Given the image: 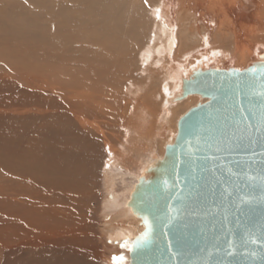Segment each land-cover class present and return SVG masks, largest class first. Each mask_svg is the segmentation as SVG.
Masks as SVG:
<instances>
[{
  "label": "bare ground",
  "instance_id": "obj_1",
  "mask_svg": "<svg viewBox=\"0 0 264 264\" xmlns=\"http://www.w3.org/2000/svg\"><path fill=\"white\" fill-rule=\"evenodd\" d=\"M159 1L154 8V10L158 8V11L151 13L160 27L158 24L155 25L156 27L151 33L152 41L150 43L153 47L146 51L150 61L148 62L144 56H141V67L138 70L141 76L132 81L136 87L135 90L133 89L134 93L142 96L138 106L132 109L133 112L130 115L136 120L133 126H130V129L134 130L132 132L135 133L132 134L135 136V141H131L134 155L131 157V154L129 156L125 153V158L122 157L121 160L112 159L107 164L101 182V200L98 210L99 234L96 233V244L99 245L100 252L91 234L93 230H91L88 231L91 234L88 237L86 234H72L69 235L68 239L61 241L60 246H47L39 252L17 251L11 257V264H69L68 262L80 264L81 255L84 259L81 261L82 264H113L114 257L126 256L129 258L128 252L121 247V244L125 240L132 241L133 237L143 229V227H139L142 226L139 219L131 214L130 208L127 206L130 193L143 170L150 163L162 158L165 145L172 143L175 138L177 121L191 108L189 103H193V100L190 99L197 97L196 95H189L182 100L175 99L181 93L182 80L187 79L188 74L197 67L215 68V65L220 63L226 69L237 68L242 70L250 63L263 60L258 55L264 53V35L262 33L256 35L255 29L249 25L252 20H264V0ZM63 2L64 0H60L58 5L61 6ZM198 2H207L208 9L214 13L208 22L203 19L204 15L198 16L193 10L192 6H196ZM111 16L116 15L113 12ZM131 17L134 18L132 13ZM77 20L75 17L67 18L68 24L66 25L64 22L66 27L63 30L75 26V32L83 26L85 29L90 27L86 24L88 22L86 19L82 18V23H78ZM121 20L122 16L109 20V26L106 17H93L91 20L95 25L97 24V31L93 33L92 39L94 43L90 49L84 47L73 49V65L77 69L76 74L70 79L77 90L71 92L69 86L63 81L54 88L47 83V80L45 82L48 87L50 86L53 96L64 98L66 94L67 96L70 94L71 97L75 98L78 106L72 117L76 118L73 120L77 121L84 130H78L67 118H57L58 126L55 127L54 122L52 128H49L37 143L33 142L34 145L23 143L26 147L24 151L21 149L23 144L19 138L20 134H23L22 132L19 131L10 140L8 139L10 141L9 146H11V164L7 166L8 169L10 167V172L15 180L14 186L11 187L13 199L11 226L15 242L23 234L19 233V230L29 222L37 220L36 215L39 217L42 231H47L48 226L56 222V224L60 223L63 226L70 225L74 221H78L77 213H88L91 203L97 198L94 187L100 159L97 152L99 148H97L93 135L87 132L91 129L89 130L88 127L84 126L83 120L89 117L92 118L93 122H98L104 118V114L99 110L102 104L96 100L99 98L96 94L107 90V94L110 95L111 89L109 88L113 87L114 81L112 74H120L122 65H124V71L125 68L130 67L129 61L136 45H132V40H130L126 45L127 48L125 47L129 54L125 51L128 55L122 57L121 52L123 50H120L119 43L125 41V34L131 33L128 36L131 39L134 34L136 37L139 33L137 28L131 29L129 20H125L124 25L121 26L118 23ZM213 29L216 36L211 34ZM257 29L263 31L264 26ZM107 33H109L108 40H101L100 38H103ZM29 37H31L30 42H33L36 37L41 41L43 50L49 56V65L54 63L57 58L54 55L58 54L52 49L53 44L59 51L71 48V43L65 40L67 38L56 33L55 29L50 26L44 28L38 36L34 34L28 35ZM262 38L263 41L259 42ZM95 40H100V42H95ZM87 41L86 36L80 37V42L85 43ZM213 41H218V44L227 42L230 44L231 50L222 47L215 48ZM103 42L114 45L112 47L104 46L110 57L102 55L101 50L96 45ZM150 43L146 48L150 46ZM30 47L31 45L26 47L27 51ZM143 52L144 49L140 51V54ZM33 54L32 51L31 55ZM150 54H152L151 57ZM34 63L36 61H29V70ZM145 69L150 70L147 73L148 78L144 76ZM162 70H166L168 73L169 78L164 77L166 80L163 79ZM42 71H46V69H42ZM124 73L127 74L126 71ZM131 73L124 75L125 78H133ZM55 77L60 78V76ZM117 81L114 82L117 83ZM160 81L162 82L160 85L161 92H157L156 84ZM129 83L127 82V84ZM158 90H160L159 87ZM88 91H92L91 94ZM161 93L164 94V98H162ZM69 100L71 101L70 98ZM161 101L162 105L166 104L167 110L164 111L161 120L163 126L159 127L158 131V128L153 129L155 127L153 124L159 121L157 119L161 113L159 112L157 115L156 105L160 107ZM170 101L173 102L170 103ZM206 101L203 99L201 103ZM180 105L182 107H180L181 113L178 111ZM135 123L138 124L135 125ZM94 135L96 134L94 133ZM0 139L3 140V138ZM5 141L7 140L3 141L4 145H6ZM19 183L23 185L22 189L18 186ZM78 238H82L81 243ZM82 245L86 248L80 247ZM102 253L111 254L109 258H106ZM101 256L103 261L100 260L97 263V259Z\"/></svg>",
  "mask_w": 264,
  "mask_h": 264
},
{
  "label": "water",
  "instance_id": "obj_2",
  "mask_svg": "<svg viewBox=\"0 0 264 264\" xmlns=\"http://www.w3.org/2000/svg\"><path fill=\"white\" fill-rule=\"evenodd\" d=\"M245 69H202L182 100L206 99L177 121L162 158L138 177L127 206L152 225L132 264H264V53ZM182 249L176 257L168 245ZM232 249L234 254H228Z\"/></svg>",
  "mask_w": 264,
  "mask_h": 264
},
{
  "label": "rangeland",
  "instance_id": "obj_3",
  "mask_svg": "<svg viewBox=\"0 0 264 264\" xmlns=\"http://www.w3.org/2000/svg\"><path fill=\"white\" fill-rule=\"evenodd\" d=\"M56 1L57 0H0V138H3V140L0 139V264H11V257L17 251L29 250L32 252H39L47 246H60V242L68 239L69 235L72 234H86V237L92 234L96 244V233L99 234L100 222L98 218V210L101 200L100 190L102 188L101 182L104 171L107 169V164L110 163L112 159L117 158L121 160L122 157L125 158V153L129 154V156L131 154V157L134 155L132 150V142L135 141V136H132V134L135 133L132 132L134 130L130 129V126H133V123L136 122V120L130 115H132V109H135V107L138 106L142 96L136 95L134 93L136 87L132 81L134 78L138 79L140 78L139 76H141L138 71L141 67V56H144L145 60H148L146 51L152 49L153 47V45L150 43L152 41L151 33L154 31V28L156 27L155 25L158 23L151 13L158 11V8L155 10L154 8L160 1L64 0L61 6L58 5L60 0L57 1L58 3ZM207 4V2H198L196 6H192L193 10L198 16L201 14L204 15L203 19L206 20L205 22H208V20H210L211 16L214 14L208 9ZM113 12L116 16H111V13ZM131 13L134 15V18L131 17ZM118 16H122L121 22L117 21L121 26L124 25L125 20H129L131 29L137 28V32L139 34H137L136 37L134 34L133 38L131 39L128 37L129 34L131 35V33L125 34V41L119 43L121 46L120 50H123L121 52L122 57H125L129 54L128 49H126V45L130 42V40H132V45H136V48L132 52L133 54H131V60L129 61L130 67L127 69L125 68L127 74L124 73V65H122V71H120L121 75L116 74V76L115 73L112 74L114 78L113 80H118L120 82L117 81L116 83L113 81V87L109 88L111 89L109 93L110 95L107 94V90H103L96 94V96L99 97L96 98V100L98 103L102 104L99 110L104 114V118L98 120V122H93L92 118L90 119L89 117V120L86 118L83 120L84 126L88 127L87 129L89 130L91 129L92 133L88 130L87 132L93 135L97 144V148H99L97 149V152L100 156V159L97 166L96 184L94 187V191L97 193V198L91 203L88 213H77L76 217L78 221L76 220L70 225L63 226L60 223L56 224V222L55 224L48 226L47 231H42L40 222L38 220L39 217L36 215L37 220L29 222L19 230V233L23 234L21 235L20 239L15 242L11 226L13 212L11 187L12 185L14 186L15 180L12 176V173L10 172V167L8 169L7 166L8 164H11V146H9V140L20 131L23 133L22 135L20 134L19 137L22 141L21 143L34 145L33 142L37 143L43 134H45L49 128H52L54 122L55 127L58 126L57 118H67L78 128V130H84L81 128V125L77 123V121L75 122V120H73L76 118L72 117L74 111H77L78 106L75 102V98L71 97L70 94L68 96L66 94L64 98H58L56 95L53 96L51 94L52 91L50 86L52 85L54 88L58 86L57 84H60L63 81L69 86L71 92L77 90V87L72 85V80L70 79L76 74L77 69V67L73 65V49H80V47L90 49L91 45L94 43L92 39L93 33H96L97 31V24L95 25L94 22L91 21L93 17H106L107 25L109 26V20H112ZM72 17L78 19V23H82V18L86 19L88 21L86 24H88L90 27L85 29L83 26L82 28L78 29L79 31L77 30L75 32V26H71L70 29L63 30V28H65L68 24L67 18ZM153 21L154 24H152ZM64 22L66 25H64ZM48 26H50L52 29H55L56 33L61 34L63 37L67 38L65 39L67 42L71 43L70 49L67 50V48H65L62 51H59L55 47V44H53L52 49L58 54L54 55L51 52L52 55L57 57L54 63L51 65H49L48 62L49 56L47 52L43 50L41 41L38 39V37H36L33 42L29 41L31 40L32 36L28 38V35L36 34L38 36L41 31H43V29L47 28ZM249 26L255 29L256 35L260 33L264 35V30L261 31V29H257L264 26V20H252ZM211 34L216 36L214 29ZM82 35L87 37V42H80V37ZM108 35L109 33L105 35L107 38L103 36V38L100 39L108 40ZM262 41L263 38L262 40H259V42ZM95 42H100V40H95ZM149 43L150 46L146 48ZM30 45L31 50L28 49L27 51L26 47H29ZM96 45L101 50L102 55L105 57H110L108 50H105L104 46L108 45L109 47H112L114 46L113 44L103 42ZM102 46L103 48L101 49ZM213 46L215 48L222 47L226 48L227 50H231V46L227 42L218 44V41H213ZM142 49H144V52L140 54ZM32 51L34 52L33 55H31ZM125 51H127L128 54L125 53ZM113 53H115V51H113ZM151 56L152 54H150V57ZM29 61H36V63L33 64L34 68H30V70ZM149 61L150 60H148V62ZM223 68V64L220 63L218 65L216 64L215 68L213 67V69ZM42 69H46V71H42ZM130 72H132L131 77L133 78H125L126 76L124 75H129L128 73ZM144 72V76L148 78L147 73L150 72V70L145 69ZM166 72V70L161 71L162 76L164 75L163 79L169 78L168 73ZM55 76H60V78H56ZM46 80L48 81L47 83L50 84L49 87L45 84ZM126 80H128V83L130 81L131 82L127 84V82H125ZM161 83L162 82L160 81L156 84L157 92H161ZM158 87L160 90H158ZM91 92L92 91H88L90 94ZM163 95L164 94L161 93L162 98H164ZM68 97L71 99V101ZM73 99L74 101H72ZM190 100H193V103L190 102L189 105L191 104L190 106L193 107L197 103H201L203 99L197 96L196 98ZM171 102L173 101H170V103ZM161 105V108L156 105L157 115L159 112L161 114H159V119H157V121H159L155 122L157 124H153L155 126L153 129L156 130L158 128V131L163 126L161 120L164 111L167 110L166 104L162 106ZM180 107L181 105L179 106L178 111L181 113L182 107ZM137 124L138 123H135V125ZM94 133L97 136L94 135ZM4 140L8 141H5L6 145L3 143ZM24 144L21 146L23 151L24 148H26ZM18 186H20V189L23 187L21 183H19ZM91 230H93L92 233H88V231ZM78 239L81 243L82 238ZM96 246L100 252L101 249H99V245L96 244ZM80 247L84 246L82 245ZM91 251L93 252L92 249ZM110 254L111 253H102V255H105L106 258H109ZM83 260L84 259L81 255L79 260L80 264H82L81 261ZM100 260H102V256L99 257L96 262L99 263ZM68 263L70 264V262Z\"/></svg>",
  "mask_w": 264,
  "mask_h": 264
},
{
  "label": "snow or ice",
  "instance_id": "obj_4",
  "mask_svg": "<svg viewBox=\"0 0 264 264\" xmlns=\"http://www.w3.org/2000/svg\"><path fill=\"white\" fill-rule=\"evenodd\" d=\"M144 228V233H142L135 241L125 240L122 242L121 247L125 249L126 252L138 255L147 247L152 234V225L147 219L144 220ZM168 250L171 256L178 257L182 253V249L177 248L174 250L171 244L168 245ZM228 254H234L231 248L228 250ZM113 264H132V261L126 256H119L113 258Z\"/></svg>",
  "mask_w": 264,
  "mask_h": 264
}]
</instances>
